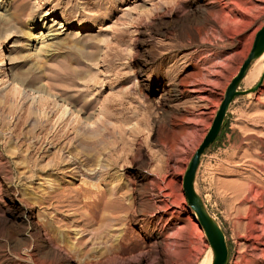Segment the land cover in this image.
Listing matches in <instances>:
<instances>
[{"label": "rangeland", "instance_id": "obj_1", "mask_svg": "<svg viewBox=\"0 0 264 264\" xmlns=\"http://www.w3.org/2000/svg\"><path fill=\"white\" fill-rule=\"evenodd\" d=\"M263 24L264 0H0V264L205 260L211 249L182 177ZM45 30L58 34L38 49L28 35ZM258 58L195 172V191L225 235V264H264ZM65 105L82 138L68 157L106 165L99 184L118 198L102 221L88 222V196L70 198L94 180L56 167L59 145L36 156L30 147L39 129L25 115L52 110L53 123Z\"/></svg>", "mask_w": 264, "mask_h": 264}, {"label": "bare ground", "instance_id": "obj_2", "mask_svg": "<svg viewBox=\"0 0 264 264\" xmlns=\"http://www.w3.org/2000/svg\"><path fill=\"white\" fill-rule=\"evenodd\" d=\"M31 29H37V26L34 25ZM51 31L52 30L39 31L36 33L32 32L28 36L29 39H31V41L38 44V49L39 48L42 49L43 47L49 48L50 41L58 34L56 31L55 32L54 31L51 32ZM2 60L3 59L0 58V66H3ZM259 60L264 61V52L259 56V58L256 61ZM259 70H260V65L255 66V69L253 70V72H251L250 77L256 76ZM68 111L69 108L65 105L63 107L62 112H60L61 114L58 115L56 122L53 123L51 122L49 115L52 112V110L39 111L38 115L33 111L36 117L35 116L32 117V115H30L31 113H27L24 117V120L31 122L33 128L37 127L39 129V132H37L38 134L36 133L33 137L31 136L32 138L29 141L30 147L32 146L31 149L34 150L33 154L35 153L39 154V153H46L44 147L48 143L55 146L59 145L58 153L53 154V156L50 153L52 159H54L56 167L61 166L63 164L66 165V167L71 166L70 169L66 168L67 169L66 171L70 173L72 171L78 173L79 175H82V177L86 176V178L94 180L93 182L84 181L83 182L84 184L80 185L79 188L78 187L76 188L77 191L73 190L75 192V195H73L70 198L72 201H78L80 197L88 196L89 201L84 202V204H88L90 207V212L86 216V218H89L88 222L95 221L97 217H98V221H102L104 218H106L109 215V214H105L106 211L110 209L120 208V206L117 205L118 198L115 197L111 198L113 194L112 191L109 190L107 187L104 186L102 187V185L99 184L101 183L102 180H104L105 176L108 175L107 172L108 168L106 165L99 164V167L96 170L95 168H90L89 166H87L86 164L87 162H76L74 160L76 157L74 159H70L68 157L69 156L68 153H70L69 149L72 147V145H75V143L77 144L79 140L81 141L82 139V138L80 139L78 135H75V133H73L72 130L75 129L76 124L70 118L67 119ZM66 114L67 116H65ZM64 119H66L65 123L63 122ZM61 130H62V135L60 133ZM8 134L11 135L12 131L11 132L9 131ZM63 135H65L64 138L60 140V138ZM30 159L31 158H29V160ZM60 194H62V192H56L54 196L58 197ZM99 209L101 212L98 214ZM161 232H162L161 227H157L155 229L153 245L157 249L156 254H161L164 249L163 245L165 242ZM198 232L201 237H206L203 230H199ZM144 256L145 254L137 256L134 259V261L130 262L129 264L140 263L144 258ZM211 260L212 259H211V250H210L209 256L205 260H203L200 264H211L210 263Z\"/></svg>", "mask_w": 264, "mask_h": 264}, {"label": "water", "instance_id": "obj_3", "mask_svg": "<svg viewBox=\"0 0 264 264\" xmlns=\"http://www.w3.org/2000/svg\"><path fill=\"white\" fill-rule=\"evenodd\" d=\"M264 52V24L255 33L252 46L246 58L240 65L237 73L228 83L223 97L214 113L209 128L200 141L197 148L189 158L182 177V190L185 201L192 210L197 223L205 233L206 240L212 252L211 264H225L228 257V247L225 235L219 222L211 215L201 197L194 188L195 172L199 164L200 156L216 139L224 121L225 114L230 103L235 97L247 91L238 90V83L244 77L249 65ZM264 74V67L262 75ZM259 84V83H258ZM256 87L249 89L253 91Z\"/></svg>", "mask_w": 264, "mask_h": 264}]
</instances>
